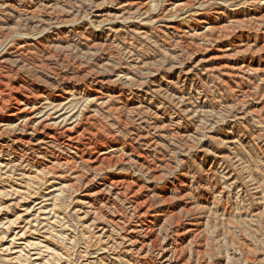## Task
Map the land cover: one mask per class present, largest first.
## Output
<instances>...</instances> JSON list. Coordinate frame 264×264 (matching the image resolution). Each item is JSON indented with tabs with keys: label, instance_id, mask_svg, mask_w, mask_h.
<instances>
[{
	"label": "rangeland",
	"instance_id": "obj_1",
	"mask_svg": "<svg viewBox=\"0 0 264 264\" xmlns=\"http://www.w3.org/2000/svg\"><path fill=\"white\" fill-rule=\"evenodd\" d=\"M0 78V264H264V0H0Z\"/></svg>",
	"mask_w": 264,
	"mask_h": 264
},
{
	"label": "bare ground",
	"instance_id": "obj_2",
	"mask_svg": "<svg viewBox=\"0 0 264 264\" xmlns=\"http://www.w3.org/2000/svg\"><path fill=\"white\" fill-rule=\"evenodd\" d=\"M0 79H1V78H0ZM7 80H8V79H7ZM5 82H6V81H5ZM8 83H9V82H8ZM3 85H4V84H3ZM6 88H7V87H6ZM21 89H22V88H21ZM0 90H1V88H0ZM16 91H19V89H17ZM1 92H2V91H1ZM16 93H18V92H16ZM21 94H22V93H21ZM23 94H24V93H23ZM25 94H26V93H25ZM25 94H24V95H25ZM1 95H2V94H0V96H1ZM6 95H7V94H6ZM6 95H5V96H6ZM18 95H19V94H18ZM26 95H28V94H26ZM7 96H8V95H7ZM29 96H30V95H29ZM32 96H33V95H32ZM27 97H28V96H27ZM37 97H38V96H37ZM2 98H3V97H2ZM14 98H15V97H14ZM33 98H35V96H34ZM3 99H4V98H3ZM16 99H17V98H16ZM16 99H15V101H16ZM27 99H28V98H27ZM35 99H37V98H35ZM1 100H2V99H1ZM17 100H18V99H17ZM21 100H22V99H21ZM21 100H20V101H21ZM31 100H32V99H31ZM15 101H14V102H15ZM27 101H28V100H27ZM37 101H38V100H37ZM5 103H6V102H5ZM22 103H23V101H22ZM29 103L31 104V102H29ZM35 103H36V102H35ZM0 104H2V103H0ZM17 104H18V103H17ZM19 104H20V103H19ZM33 104H34V103H33ZM38 104L40 105V103H38ZM2 105H3V104H2ZM0 106H1V105H0ZM17 106H18V105H17ZM23 106H24V105H23ZM23 106H22V107H23ZM26 106H27V104H26ZM31 106H32V105H31ZM35 106H36V105H35ZM13 107H14V106H13ZM24 107H25V106H24ZM2 108H3V107H2ZM15 108H16V107H15ZM17 108H18V107H17ZM28 108H29V107H27V109H28ZM30 108H31V107H30ZM33 108H34V107H33ZM37 108H38V107H37ZM19 109H21V108H19ZM24 109H25V108H24ZM22 110H23V109H22ZM25 110H26V109H25ZM29 110H30V109H29ZM29 110H27V112H28ZM17 111H18V109H17ZM23 111H24V110H23ZM23 111H21L20 114L17 113L15 116H16V117H21V113L23 114ZM32 112H33V111H32ZM37 112H38V111H37ZM35 113H36V112H35ZM14 114H15V113H14ZM25 114H26V113H25ZM29 114H30V113H29ZM38 114H39V113H38ZM36 115H37V114H36ZM8 116H9V115H8ZM31 117H32V116H31ZM33 117H35V115H34ZM40 117H41V116H40ZM12 118H15V117L13 116ZM27 118H30V117H27ZM35 118H36V117H35ZM15 120H17V118H16ZM18 120H19V119H18ZM25 120H26V119H25ZM35 120H36V119H35ZM39 120H43V118H42V119L40 118ZM37 121H38V120H37ZM37 121H36V122H37ZM27 122H28V121H27ZM17 123H18V122H17ZM25 123H26V122H25ZM30 123H31V122H30ZM32 123H33V122H32ZM41 123H43V122H41ZM21 124H22V123H21ZM27 124H28V123H27ZM34 124H35V123H34ZM38 124H39V123H38ZM41 125H44V124H41ZM59 125H60V124H59ZM17 126H18V125H17ZM28 126H29V124H28ZM28 126H27V127H28ZM30 126H31V125H30ZM30 126H29V128H30ZM34 126H35V125H34ZM64 126H66V125H64ZM27 127H26V130H27ZM44 127H45V126H44ZM42 128H43V127H42ZM42 128H40V129H42ZM46 128H47V127H46ZM52 128H53V127H52ZM61 128H63V127H61ZM65 128H66V127H65ZM19 129H20V128H19ZM33 129H35V128H33ZM37 129H38V128H37ZM54 129H55V128H54ZM22 130H23V128H22ZM22 130H21V131H22ZM57 130H58V129H57ZM65 130H66V129H65ZM73 130H74V129H73ZM73 130H72V131H73ZM23 131H24V130H23ZM31 131H32V130H31ZM35 131H36V129H35ZM35 131H34L33 133H36L37 131H39V129H38L36 132H35ZM14 132H15V130H14ZM17 132H18V131H17ZM26 132H27V131H26ZM55 132H56V131H55ZM68 132H69V131H68ZM73 132H74V131H73ZM33 133H32V134H33ZM56 133H57V132H56ZM20 134H21V133H20ZM46 134H47V133H46ZM48 134H49V133H48ZM59 134H60V133H59ZM76 134H77V133H76ZM49 135H50V134H49ZM64 135H66V134H64ZM42 136H43V135H42ZM44 136H45V135H44ZM46 136H47V135H46ZM66 136H67V135H66ZM31 137H32V136H31ZM51 137H52V136H51ZM55 137H56V136H55ZM55 137H54V138H55ZM63 137H65V136H63ZM42 138H43V137H42ZM58 138H59V137H58ZM68 138H70V137H68ZM46 139H47V138H46ZM50 139H51V138H50ZM50 139H49V140H50ZM64 139H65V138H64ZM74 139L77 140L76 138H74ZM44 140H45V139H44ZM51 140H52V139H51ZM55 140H56V139H55ZM68 141H69V140H68ZM70 141H71V140H70ZM43 142H44V141H43ZM73 142H75V141L73 140ZM65 144H66V143H65ZM75 144H78V143H75ZM68 145H70V144H68ZM72 145H73V144H72ZM72 145H71V146H72ZM77 149H78V148H77ZM77 151H78V150H77ZM78 152H79V151H78ZM94 152H95V151H94ZM97 152H98V150H97ZM99 153H100V152H99ZM92 155H94V154H92ZM98 155H99V154H98ZM106 155H107V154H106ZM78 156H79V155H78ZM94 156H96V155H94ZM110 156H111V155H110ZM89 157H90V156H89ZM81 158H82V157H81ZM100 158H101V157H100ZM89 159H90V158H89ZM97 159H99V157H97ZM92 160H93V159H92ZM86 161H88V160L86 159ZM84 162H85V161H84ZM94 162H95V161H94ZM97 162H98V161H97ZM97 162H96V163H97ZM128 162H129V161H128ZM90 164H91V163H90ZM97 164H98V163H97ZM97 164H96V165H97ZM141 171H142V170H141ZM78 173H79V172H78ZM142 176H143V175H142ZM128 179H129V178H128ZM128 179H127V180H128ZM122 181H123V179H122ZM124 181H125V180H124ZM110 182H111V181H110ZM110 182H109V183H110ZM132 183H134V182H131V184H132ZM135 183H136V182H135ZM124 184H125V183H123V185H124ZM128 184H129V183H128ZM137 185H139V184H137ZM111 186H113V185H111ZM120 186H121V185H120ZM120 186L118 185V187H120ZM123 187H124V186H123ZM137 187H138V186H137ZM111 188H112V187H111ZM119 189H120V188H119ZM122 189H123V188H122ZM139 189L141 190V187H140ZM114 190H115V189H114ZM117 190H118V189H117ZM130 190H131V189H130ZM115 191H116V190H115ZM121 191H122V190H121ZM121 191H120V192H121ZM136 191L138 192V190H136ZM123 192H124V191H123ZM121 193H122V192H121ZM126 193H127V192H126ZM134 193H135V192H133L132 194L134 195ZM98 194H99V193H98ZM98 194H97V195H98ZM119 194H120V193H119ZM138 194H139V193H138ZM95 195H96V194H95ZM97 195H96V196H97ZM120 195H121V194H120ZM121 196H122V195H121ZM135 196L137 197V195H135ZM90 198H91V196H90ZM150 200H152V199H150ZM139 201H140V200H139ZM142 201H145V200H142ZM142 201H141V202H142ZM134 203H135V202H134ZM134 203H133V204H134ZM138 203H139V202H138ZM89 204H90V203H89ZM150 204H151V203H150ZM150 204H149V206H151ZM143 205H144V204H143ZM147 206H148V203H147ZM94 207H95V206H94ZM133 207H134V206H133ZM149 208H150V207H149ZM131 209H132V207H131ZM135 209H136V208H135ZM135 209H134V210H135ZM144 209H145V207H144ZM151 210H152V209H151ZM100 212H101V211H99V213H100ZM133 212H134V211H133ZM145 212H147V210H145ZM151 212H152V211H151ZM135 213H136V212H135ZM101 214H102V213H100V215H101ZM107 214H108V213H107ZM132 214H133V213H132ZM142 214H145V213L142 212ZM142 214H141V215H142ZM148 214H149V213H148ZM148 214H146V216H147ZM151 214H152V213H151ZM93 215H94V214H93ZM97 215H98V214H97ZM103 215H104V214H103ZM139 216H140V214H139ZM96 217H98V216H96ZM100 217H101V216H100ZM102 217H103V216H102ZM102 217H101V218H102ZM152 217H153V216H152ZM154 217H155V216H154ZM138 218H139V217H138ZM138 218H137V219H138ZM146 218H147V217H146ZM103 219L105 220V217H104ZM141 219H142V216H141ZM151 219H152V218H151ZM99 220H100V218H99ZM104 220H103V221H104ZM111 220H112V219H111ZM111 220H110V221H111ZM138 220H139V219H138ZM143 220H144V219H143ZM48 221H49V220H48ZM107 221H108V220L106 219V222H107ZM112 222H113V221H112ZM139 222H141V221H139ZM144 222H145V221H144ZM151 224H152V223H151ZM105 225H106V224H105ZM140 226H141V224H140ZM142 226H143V225H142ZM147 226H148V225H147ZM147 226H146V227H147ZM111 227H112V226H111ZM97 228H98V227H97ZM135 228H136V227H135ZM104 229H105V228H104ZM104 229H103V230H104ZM107 229H108V228H107ZM143 229H144V227H143ZM146 229H147V228H146ZM108 230H109V229H108ZM139 230H140V229H139ZM139 230H138V231H139ZM151 230H152V229H151ZM134 231H135V230H134ZM140 231H141V230H140ZM108 233H109V232H108ZM110 233H111V232H110ZM149 233H150V232H149ZM152 233H153V232H152ZM142 234H143V233H142ZM123 235H124V234H123ZM147 235H148V234H147ZM156 235H157V234H156ZM107 237H109V236H107ZM126 237H127V236H126ZM142 237H143V236H142ZM148 237H150V236H148ZM153 237H154V236H153ZM132 238H133V237H132ZM109 240H111V239L109 238ZM113 240H114V239H113ZM113 240H112V241H113ZM145 240H146V239H145ZM149 240H150V239H149ZM154 240H156V239H154ZM114 241H115V240H114ZM131 241H132V240H131ZM134 241H135V240H134ZM141 241H143V240L141 239ZM147 241H148V240H147ZM115 242H116V241H115ZM115 242H114V243H115ZM153 242H154V241H153ZM112 243H113V242H112ZM156 243H157V242H156ZM141 244H142V243H141ZM143 244H144V243H143ZM143 244H142V245H143ZM145 244H146V242H145ZM150 244H151V242H150ZM150 244H149V245H150ZM152 244H153V243H152ZM154 244H155V243H154ZM112 245H113V244H112ZM130 245H131V244H130ZM133 245H134V243H133ZM149 245H148V246H149ZM156 245H157V244H156ZM124 246H125V245H124ZM151 246H152V245H151ZM151 246H150V248H151ZM12 247H13V246H12ZM145 247H146V246H145ZM113 248H114V246H113ZM118 248H119V247H117V249H118ZM140 248H141V247H140ZM146 248H147V247H146ZM153 248H154V246H153ZM133 249H134V248H133ZM135 249H136V248H135ZM138 249H139V248H138ZM154 249H155V248H154ZM106 250H107V249H106ZM120 250H121V249H120ZM120 250H119V251H120ZM145 250L148 251L147 249H145ZM36 251H37V250H36ZM127 251H128V250H127ZM50 252H51V251H50ZM111 252H112V251H111ZM144 252H145V251H144ZM157 252H158V251H157ZM37 253H38V252H37ZM129 253H130V252H129ZM163 255H164V254H163ZM163 255H162V256H163ZM37 259H38V258H37ZM165 259H166V258H165ZM163 260H164V259H163ZM169 260H170V259H169ZM164 262H165V261H164Z\"/></svg>",
	"mask_w": 264,
	"mask_h": 264
}]
</instances>
